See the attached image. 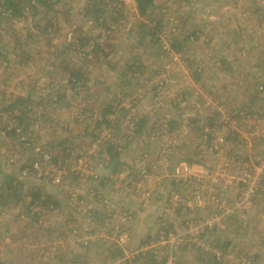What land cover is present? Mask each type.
<instances>
[{"label": "rangeland", "instance_id": "1", "mask_svg": "<svg viewBox=\"0 0 264 264\" xmlns=\"http://www.w3.org/2000/svg\"><path fill=\"white\" fill-rule=\"evenodd\" d=\"M103 1L38 5L37 27L0 8V108L30 99L0 109V264H264V0ZM26 115L31 144L7 132Z\"/></svg>", "mask_w": 264, "mask_h": 264}, {"label": "trees", "instance_id": "2", "mask_svg": "<svg viewBox=\"0 0 264 264\" xmlns=\"http://www.w3.org/2000/svg\"><path fill=\"white\" fill-rule=\"evenodd\" d=\"M63 0H0V8H4L6 11L7 10H10V13L9 15L10 16H14V17H19L23 20H26L28 19L29 17L31 18L33 22V26L34 27H37L38 25V22L35 18V16L37 15V13H41L43 10H45V12H47L46 10H50L53 6L57 5V4H60V3H63L62 2ZM136 2V9H137V12H138V15L139 16H148L150 14V10L154 7V4H155V0H135ZM26 4V6H25ZM38 5H42L43 6V10H40L38 9ZM117 5V4H116ZM106 7V3L103 1V0H91V4L86 6L85 10L87 11V13H85V15H87L88 13L89 14H92L96 20L99 19V15L101 12L104 11V8ZM122 7L119 5H117V8L114 6L113 8H111V13L113 10H117L118 12L117 13H121ZM113 22H116L115 20ZM102 26L105 27V29L107 30H110V27L107 26L108 24L105 23V22H102L101 23ZM157 26L155 25V28ZM155 32L152 33V35H154ZM195 34V33H193ZM36 34L34 32H31L28 34V38H32V37H35ZM197 37V36H195ZM18 38V37H17ZM19 39V38H18ZM186 39L183 40V42L185 41ZM82 41L83 39H79V43L78 45L81 47V44H82ZM33 43H36L37 44V48H39V50H41V46L38 42V40H32ZM19 43H20V40H19ZM173 43L175 44H172L171 46L176 49L177 51H180L181 47H182V44L181 42H178L177 40H174L173 39ZM28 45V44H27ZM25 44L23 45H20L19 44V49L23 48V46H27ZM29 48H32V45L30 44V47ZM101 47L99 46V44H96L95 46V49L94 51L95 52H101ZM31 53V49H26V50H22L21 53L19 54L20 56L23 55V56H27L28 54ZM84 53V52H83ZM56 54V53H55ZM86 53H84L85 55ZM87 55V54H86ZM85 55V57H86ZM105 56H107V54H105ZM84 57V58H85ZM7 58V54L5 52H3V50H0V62L1 61H5ZM195 77H194V82H198L199 79H200V74H198V70H195ZM84 78V74L80 71L79 68H74V69H70V74H69V79H68V82L69 84L71 85V89H75L76 90V86L77 84H79V87H84L83 85L85 84V80L83 79ZM263 90V88H262ZM77 92L79 90H76ZM29 98H16L12 104H8L6 106H3L1 107L0 109H3L5 108L6 110L7 109H15V108H18L19 107V111H21V114L25 115V113H22V112H26L23 110V108H20V106L18 105H23L25 104L26 102H29ZM119 101V100H118ZM113 105L111 106L110 104L104 106V109H103V113L101 112V121L100 122H104L107 126L110 125V118H109V115H111L114 111H113ZM28 111V110H27ZM216 114V113H215ZM214 114V116H215ZM213 116L212 120L215 119ZM19 118V116H17ZM24 121L23 118H19V123L22 124ZM36 120L32 118H30L29 116L26 115L25 117V127H23L21 130H20V127L21 125L18 124L19 126L17 127H14V128H11L10 131H7L9 134H13V136L15 137L16 135H19V132L23 135H25L26 139L22 142H27L29 144H31V137H32V134L33 132H29V126L31 125L32 122H35ZM145 123V119H139L135 122V125H136V132L135 134H140L141 131H142V127ZM172 124V122L170 123ZM212 125V124H211ZM172 126V125H171ZM212 128V126L210 127ZM110 136L108 137V139L104 140L103 144L106 146V154L109 155V158L113 160V170H112V173L116 172L118 169H119V166H121L120 164L118 165L117 164V161L118 159L120 158V155L122 154L123 152V148L125 147L126 144H119V143H116V142H108ZM63 143V141L61 140V143H57L55 142V145H61ZM53 145L54 144V141L52 140V142L49 144V145ZM32 162L28 165H22V167L20 168V170H25L26 168H28L27 171H30V172H34V170L32 169ZM108 175H103L104 177V180H110L108 177ZM108 178V179H107ZM14 180V178H11L10 182H12ZM57 181L59 182V179H57ZM177 180L174 181V183H176ZM19 181H14L10 186H8L12 191L11 193L14 194V195H17L19 196V199L17 200V202L14 203V206L19 204L21 202V196L19 194V192L16 194L15 192V189L16 187L19 186ZM177 184V183H176ZM31 196L29 198V205H33L35 203H37V206H41V207H46L47 206V199L48 197L45 196V199L44 200H40L42 198V194L41 192H38V191H35L34 189L31 190ZM59 204V201L56 200L55 201V204L54 205V208H56V206H58ZM24 250V249H23ZM25 251V250H24ZM143 254L144 253H138L136 254L135 256L137 257H143ZM114 256L118 257V258H122L123 256V251L119 248L115 249L114 250ZM153 254H150L149 252L147 253V260H150V258H152ZM135 260V259H134ZM149 263V262H148ZM147 263V264H148ZM163 263V262H162ZM73 264H76V263H73ZM117 264H124L123 262H118ZM151 264V263H149ZM165 264V263H163Z\"/></svg>", "mask_w": 264, "mask_h": 264}, {"label": "water", "instance_id": "3", "mask_svg": "<svg viewBox=\"0 0 264 264\" xmlns=\"http://www.w3.org/2000/svg\"><path fill=\"white\" fill-rule=\"evenodd\" d=\"M103 171V170H102ZM104 171H106V170H104Z\"/></svg>", "mask_w": 264, "mask_h": 264}]
</instances>
